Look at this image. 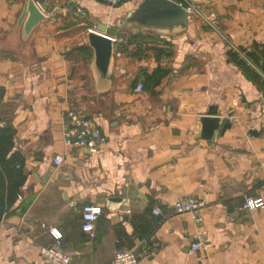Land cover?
<instances>
[{"label": "crops", "instance_id": "1", "mask_svg": "<svg viewBox=\"0 0 264 264\" xmlns=\"http://www.w3.org/2000/svg\"><path fill=\"white\" fill-rule=\"evenodd\" d=\"M33 1L45 9L28 30V0H0L2 124L16 129L27 174L0 221V264H49L51 228L74 264H111L122 248L142 252L137 264H264V207H243L264 199V0H184L202 14L185 32L123 29L106 73L89 32L142 0ZM211 108L232 126L207 141ZM69 109L101 129L100 151L65 142ZM186 196L206 200L201 222L174 210ZM111 197L123 199L110 209ZM90 203L104 208L94 238L82 229ZM199 234L212 245L188 255Z\"/></svg>", "mask_w": 264, "mask_h": 264}, {"label": "built area", "instance_id": "2", "mask_svg": "<svg viewBox=\"0 0 264 264\" xmlns=\"http://www.w3.org/2000/svg\"><path fill=\"white\" fill-rule=\"evenodd\" d=\"M99 1L111 6H117L126 0ZM179 3L184 5V0H181ZM185 7L188 16L193 11H198V13L201 14L200 10H198L193 4H189ZM206 20H208V18H206ZM116 39V36H112L113 42ZM142 90L143 83H138L136 86V91L140 92ZM66 117L68 120V126L65 129L64 138L68 145L85 148L92 151H100L105 146L107 142L106 136L103 134L101 129L81 111L69 109L67 110ZM63 160L64 158L61 154H56L54 157V161L57 165H60ZM17 166L19 167L20 165L18 164ZM206 206L207 202L204 198L193 196L179 198L173 203V208L177 213H191L193 219L197 223L202 221L201 212L204 210V208H206ZM243 207L249 209L264 207V199L263 197H246ZM163 211V207L160 205H157L152 209V213L155 216L163 215ZM103 212V206L98 203H90L82 207V229L93 238L97 236L96 222ZM50 235L53 238V242L50 245L42 246L40 248V255L49 264H74L71 254L62 247L63 233L57 228H51ZM211 245L212 244L207 241L203 234H199L196 240L190 244L187 253L188 255L194 256L199 249H208ZM141 254L142 252L138 249L122 248L116 252L111 264H137Z\"/></svg>", "mask_w": 264, "mask_h": 264}, {"label": "water", "instance_id": "3", "mask_svg": "<svg viewBox=\"0 0 264 264\" xmlns=\"http://www.w3.org/2000/svg\"><path fill=\"white\" fill-rule=\"evenodd\" d=\"M38 6L33 0H28L25 5L24 15H28V30H31L43 18L41 9H45V6L43 4ZM188 24L189 16L186 7L177 0H142L134 9L118 17L114 25L101 24L99 31L89 32L88 39L95 50L96 65L101 72L106 73L114 49L112 36H116L123 29L133 34L152 31L164 36H176L185 32ZM200 124V138L207 141L216 139L218 134H224L232 126L226 117L218 116L213 108L207 116L200 117ZM122 199L121 197L108 198L107 207L113 209L110 204L119 203Z\"/></svg>", "mask_w": 264, "mask_h": 264}, {"label": "trees", "instance_id": "4", "mask_svg": "<svg viewBox=\"0 0 264 264\" xmlns=\"http://www.w3.org/2000/svg\"><path fill=\"white\" fill-rule=\"evenodd\" d=\"M5 92V87L0 85V221L11 209H17L15 204L27 180L25 157L16 148V129L9 124H2L1 105ZM27 206L28 203L19 207L24 210Z\"/></svg>", "mask_w": 264, "mask_h": 264}]
</instances>
